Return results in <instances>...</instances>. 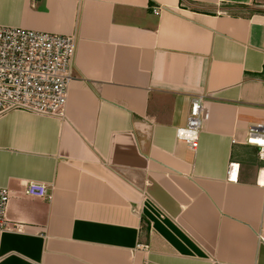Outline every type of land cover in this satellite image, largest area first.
<instances>
[{
    "label": "crops",
    "instance_id": "obj_1",
    "mask_svg": "<svg viewBox=\"0 0 264 264\" xmlns=\"http://www.w3.org/2000/svg\"><path fill=\"white\" fill-rule=\"evenodd\" d=\"M0 26L76 37L64 116L0 114L19 227L0 264H264V159L246 142L264 125V0H0ZM203 93L192 151L175 132Z\"/></svg>",
    "mask_w": 264,
    "mask_h": 264
},
{
    "label": "built area",
    "instance_id": "obj_2",
    "mask_svg": "<svg viewBox=\"0 0 264 264\" xmlns=\"http://www.w3.org/2000/svg\"><path fill=\"white\" fill-rule=\"evenodd\" d=\"M150 11L158 14L161 7L151 6ZM75 46V35L0 26V114L22 110L63 117L68 87L74 78ZM207 102V94L194 95L185 125L175 132L177 140L192 151L198 146ZM246 142L256 145L264 159V125H249ZM237 171L238 165L230 163L227 178L234 180ZM24 192L35 198L50 197L48 186L37 181H29ZM8 202L7 188L0 187V231L19 228L9 225L6 217Z\"/></svg>",
    "mask_w": 264,
    "mask_h": 264
}]
</instances>
